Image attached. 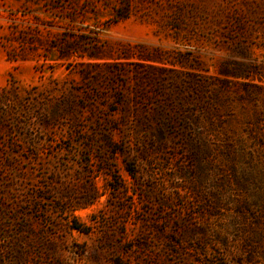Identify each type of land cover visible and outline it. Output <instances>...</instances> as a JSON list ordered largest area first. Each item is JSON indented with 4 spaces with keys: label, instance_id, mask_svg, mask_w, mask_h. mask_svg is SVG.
<instances>
[{
    "label": "rangeland",
    "instance_id": "obj_1",
    "mask_svg": "<svg viewBox=\"0 0 264 264\" xmlns=\"http://www.w3.org/2000/svg\"><path fill=\"white\" fill-rule=\"evenodd\" d=\"M0 264H264V0H0Z\"/></svg>",
    "mask_w": 264,
    "mask_h": 264
},
{
    "label": "trees",
    "instance_id": "obj_2",
    "mask_svg": "<svg viewBox=\"0 0 264 264\" xmlns=\"http://www.w3.org/2000/svg\"><path fill=\"white\" fill-rule=\"evenodd\" d=\"M116 16L118 17V19H125L128 17V13L127 12H120L119 10L116 11ZM10 59V58H9ZM12 60V58L10 59ZM14 60V59H13ZM2 99L3 101L5 102V100L7 99L6 98V95L5 96H2ZM76 229H78L76 226H75Z\"/></svg>",
    "mask_w": 264,
    "mask_h": 264
}]
</instances>
